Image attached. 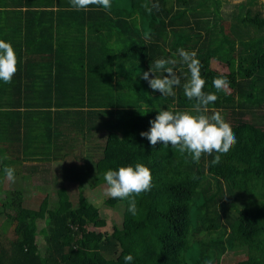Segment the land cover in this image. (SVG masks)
<instances>
[{
  "label": "trees",
  "instance_id": "trees-1",
  "mask_svg": "<svg viewBox=\"0 0 264 264\" xmlns=\"http://www.w3.org/2000/svg\"><path fill=\"white\" fill-rule=\"evenodd\" d=\"M221 1L112 0L110 9L76 10L70 0H0V39L18 58L11 83L0 81L2 175L5 166L16 175L37 162L75 166L78 158L101 183L108 169L142 163L153 185L136 197L135 216L127 200H105L124 204L113 234L89 231L105 218L85 198L74 205L64 186L53 205L44 196L36 208L23 205L19 189L0 188L10 212L0 225V264H125L129 253L131 264H220L228 249L246 251L231 264H264V15L252 7L257 0H242L224 17ZM181 48L196 51L204 91L218 96L207 114L220 111L237 139L215 166L216 153L196 163L140 135L160 110L194 109L183 91L190 72ZM161 58L177 61L175 97L141 78ZM211 59L227 71L211 68ZM220 75L229 91L214 88ZM10 219L13 238L5 235Z\"/></svg>",
  "mask_w": 264,
  "mask_h": 264
},
{
  "label": "clouds",
  "instance_id": "clouds-1",
  "mask_svg": "<svg viewBox=\"0 0 264 264\" xmlns=\"http://www.w3.org/2000/svg\"><path fill=\"white\" fill-rule=\"evenodd\" d=\"M236 3L242 0H235ZM71 6L76 10H85L91 5L104 9L112 7V0H70ZM158 8V5H154ZM151 11V9H148ZM181 62L187 65L190 79L184 83L183 91L188 100H196L193 111L160 110L155 119L150 121L148 131L140 135L146 137L149 144H157L176 148L181 154L188 153L192 161L199 163L202 155H212L213 166L221 162L222 155H226L237 143L231 125L224 119L220 111H213L208 115L209 105L214 103L218 96L214 92L204 91L205 79L201 76V63L197 59L196 51L178 49ZM175 59H157L153 68L142 74V79L149 83L153 91H158L163 96L175 97L174 89L180 86V78L174 71ZM18 58L10 42L0 39V81L10 84L17 72ZM172 65V66H169ZM156 71L163 73L156 76ZM150 73L152 74L150 78ZM213 86L217 92L229 91L230 82L226 75L213 79ZM143 114V113H142ZM6 157H0V160ZM4 174L10 183H15V169L11 166L3 168ZM106 183L105 195L112 199L127 200L128 211L137 214L136 197L141 193L151 191V170L142 163L135 166H120L117 170L108 169L103 173ZM125 264H131L132 254L124 257ZM211 264V262H209Z\"/></svg>",
  "mask_w": 264,
  "mask_h": 264
},
{
  "label": "rangeland",
  "instance_id": "rangeland-1",
  "mask_svg": "<svg viewBox=\"0 0 264 264\" xmlns=\"http://www.w3.org/2000/svg\"><path fill=\"white\" fill-rule=\"evenodd\" d=\"M237 4L235 0H222L221 14L224 17H229L232 11L237 8ZM252 7L253 9L254 7L260 8L264 15V0H257L255 6L253 5ZM210 66L220 72L227 71L226 65L215 59L210 60ZM87 161L90 164V159ZM75 162L77 163L75 166H67L61 161L37 162L36 164L35 162L33 163V161L28 162V165L35 164L33 168L31 167L33 172L16 174L15 183H10L6 176L2 175L0 172V188H3L5 191L19 189L22 192L23 205L36 208L44 196L48 198L49 204L53 205L57 199V188L64 186L74 205L81 201V198H85L92 203L98 209L100 215L105 218L106 224L103 227L88 225L87 229L89 231L113 234V227L121 226L124 204L121 202L114 207H108L105 204V200L108 198V196L105 195L106 184L97 182L78 158L75 159ZM6 197L8 198L9 195L7 194ZM8 213H10L9 210L2 209L0 205V225L3 224ZM48 222L49 219L47 216L43 219H38L36 222L37 228L46 227ZM12 227L13 221L10 219L5 234L8 238H13ZM36 242L42 250L44 247V239L41 233L37 234ZM245 256V249H228L221 256L220 264H231L245 258Z\"/></svg>",
  "mask_w": 264,
  "mask_h": 264
},
{
  "label": "crops",
  "instance_id": "crops-1",
  "mask_svg": "<svg viewBox=\"0 0 264 264\" xmlns=\"http://www.w3.org/2000/svg\"><path fill=\"white\" fill-rule=\"evenodd\" d=\"M56 162V161H55Z\"/></svg>",
  "mask_w": 264,
  "mask_h": 264
}]
</instances>
